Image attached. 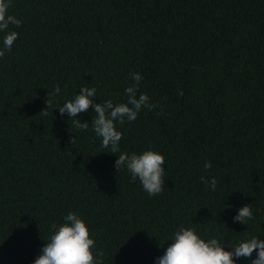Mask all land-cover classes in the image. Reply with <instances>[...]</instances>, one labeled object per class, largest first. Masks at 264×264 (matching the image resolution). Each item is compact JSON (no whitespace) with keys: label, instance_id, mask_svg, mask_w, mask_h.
Listing matches in <instances>:
<instances>
[{"label":"trees","instance_id":"16d2710c","mask_svg":"<svg viewBox=\"0 0 264 264\" xmlns=\"http://www.w3.org/2000/svg\"><path fill=\"white\" fill-rule=\"evenodd\" d=\"M8 12L22 26L0 58V264H34L69 212L104 264H156L180 227L228 251L264 240V0H12ZM132 73L157 107L116 122L112 154L92 108L79 130L58 106L81 87L96 88L94 103L126 102ZM147 150L165 158L154 197L114 167ZM244 205L253 219L234 222Z\"/></svg>","mask_w":264,"mask_h":264},{"label":"clouds","instance_id":"9594fccd","mask_svg":"<svg viewBox=\"0 0 264 264\" xmlns=\"http://www.w3.org/2000/svg\"><path fill=\"white\" fill-rule=\"evenodd\" d=\"M11 4L12 0H0V32L5 33L0 58H3L6 52H11L18 38V33L11 31L9 26L14 25L16 28L22 26L21 20L9 14L8 9ZM131 76L135 83L125 89L126 102L114 104L112 100H106L103 103H94L92 97H96V88L81 87L79 94H76L72 100L66 101L63 106H58L60 115L63 117L67 113L71 117L72 127L87 130L89 123L81 122L77 117L92 108L95 116L91 124L95 135L102 140L101 146L110 148L112 154L120 152L119 142L122 133L116 129V122L123 125L126 121H135L142 108L151 111L157 107L149 102L146 94L141 93L137 97L142 77L139 73H132ZM59 93L60 87L57 85L54 91L49 93V97ZM178 95L182 96L183 91L180 90ZM46 103L49 107L51 99H47ZM45 110L40 114L46 115ZM75 142L76 138L71 140L72 145ZM117 157L114 165L117 172L125 168L130 174V182L138 179L143 190L150 197L164 191L165 158L162 154L147 150L141 154L121 153ZM209 168L211 163L205 162V171ZM200 181L211 190H216L215 177L208 179L201 176ZM63 219L62 224L50 225L51 235L34 264H104L105 253L103 250H97L94 254L96 241L90 238V231L85 221L75 212H69ZM251 219L253 212L249 205L241 207L233 217L234 222L243 224ZM231 249V251L225 250L215 237L205 240L194 229L180 227L174 232L171 243L163 255L157 258L156 264H236V260L240 258L250 259L254 251L256 258L251 260V264H264V240L253 236L242 240Z\"/></svg>","mask_w":264,"mask_h":264}]
</instances>
